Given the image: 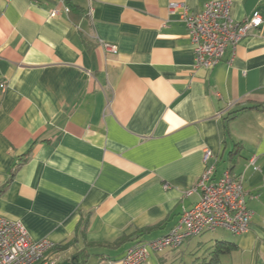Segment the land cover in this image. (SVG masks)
<instances>
[{
  "label": "crops",
  "instance_id": "0c3cea01",
  "mask_svg": "<svg viewBox=\"0 0 264 264\" xmlns=\"http://www.w3.org/2000/svg\"><path fill=\"white\" fill-rule=\"evenodd\" d=\"M208 1L72 0L67 11L65 0H0V215L53 241L59 262L86 250L81 264H122L172 230L215 164V178L245 172L250 230L206 232L147 264L212 263L224 241L236 248L214 264L236 254L264 264V107L234 115L264 106V37L253 29L234 55L196 67L169 5L196 12ZM230 1L237 21L264 17V0Z\"/></svg>",
  "mask_w": 264,
  "mask_h": 264
},
{
  "label": "built area",
  "instance_id": "2783aa9c",
  "mask_svg": "<svg viewBox=\"0 0 264 264\" xmlns=\"http://www.w3.org/2000/svg\"><path fill=\"white\" fill-rule=\"evenodd\" d=\"M69 11V8L66 7ZM171 13H177L187 28L195 55V66L211 69L223 59L228 48L235 50L241 40L253 29H260L264 37V17L258 12L251 19L237 21L231 13L230 0H211L200 11H192L187 5L172 2ZM53 15L56 11L52 12ZM115 51L116 47L106 44ZM0 87H6L1 83ZM212 157L205 150L204 162ZM247 167L259 170L256 157L249 159ZM215 164H207L197 183L188 193H197L198 200L183 211L172 230L160 238L141 242L131 247L121 260L122 264H147L151 252L176 250L188 239L216 229H225L234 235L250 230L253 211L248 207L244 188L245 172L225 169L215 178ZM168 188V185H165ZM56 245L47 238L33 240L20 220L0 215V264H58L53 254Z\"/></svg>",
  "mask_w": 264,
  "mask_h": 264
},
{
  "label": "trees",
  "instance_id": "16d2710c",
  "mask_svg": "<svg viewBox=\"0 0 264 264\" xmlns=\"http://www.w3.org/2000/svg\"><path fill=\"white\" fill-rule=\"evenodd\" d=\"M65 3L69 7V11H71V10L77 11L78 10V7L73 4L72 0H65ZM260 107H264V106L260 105V104H252L251 106H248V107L245 106V107H242V108L236 110L234 112V115H237V114L243 112L244 110H246L248 108H260ZM124 236H126V235H123V237ZM220 243L226 244L225 247L217 246L216 247L217 249L215 250V254L213 256V262L212 263H205V264H214V263H216L218 258H219L220 253H229L233 249L236 248V245L234 243H231V242H228V241H224V242H220ZM56 249H58V247H56ZM88 255L89 254H88V252L86 250L80 251L76 255L73 256V257H75L73 262L75 264L84 263L86 261ZM71 259H69V260H71Z\"/></svg>",
  "mask_w": 264,
  "mask_h": 264
},
{
  "label": "rangeland",
  "instance_id": "374dc122",
  "mask_svg": "<svg viewBox=\"0 0 264 264\" xmlns=\"http://www.w3.org/2000/svg\"><path fill=\"white\" fill-rule=\"evenodd\" d=\"M213 234H216L215 236L219 237V236L230 234V233L226 232L225 230L218 229ZM236 255H238L236 258H235V255L230 256L229 262L227 264H250L251 263V255L248 254V255H245L244 257L240 256L239 254H236ZM196 261H197V258L195 255L174 254L168 259L166 264H196ZM258 264H263V262L260 261Z\"/></svg>",
  "mask_w": 264,
  "mask_h": 264
},
{
  "label": "water",
  "instance_id": "95a60500",
  "mask_svg": "<svg viewBox=\"0 0 264 264\" xmlns=\"http://www.w3.org/2000/svg\"><path fill=\"white\" fill-rule=\"evenodd\" d=\"M75 257H73L71 260H65L62 262H59L58 264H75L74 261Z\"/></svg>",
  "mask_w": 264,
  "mask_h": 264
}]
</instances>
